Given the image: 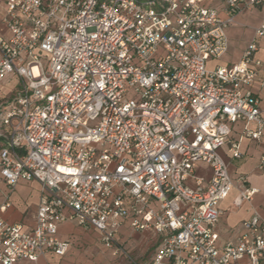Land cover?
Here are the masks:
<instances>
[{"label":"built area","instance_id":"built-area-1","mask_svg":"<svg viewBox=\"0 0 264 264\" xmlns=\"http://www.w3.org/2000/svg\"><path fill=\"white\" fill-rule=\"evenodd\" d=\"M207 1L3 0L0 84H20L0 106V183L39 189L29 230L3 219L10 192L0 201V264L65 256L66 222L109 249L123 227L153 233L148 264H264L257 213L234 244L219 248L216 232L232 191L235 208L258 192L244 177L234 184L220 151L239 160L242 140L264 139V95L247 89H264V0ZM256 8L262 21L240 60L211 65L227 52L226 29Z\"/></svg>","mask_w":264,"mask_h":264},{"label":"crops","instance_id":"crops-1","mask_svg":"<svg viewBox=\"0 0 264 264\" xmlns=\"http://www.w3.org/2000/svg\"><path fill=\"white\" fill-rule=\"evenodd\" d=\"M205 5L218 10L221 9V4L214 0H208ZM3 7L4 2L2 0L0 4V16L3 13ZM261 21L262 11L257 8L238 15L235 19V24L226 29V36L228 40L227 52L216 63L211 62L210 64L223 66H232L236 64L240 60L243 51L253 38L254 29L260 25ZM241 27H249L250 31L245 32V30ZM3 34H5V31L0 25V35ZM229 55H232V57L234 56L233 60L228 59ZM255 58L262 62L263 66L259 71V78L264 79V41H260L259 49L255 54ZM13 78L14 77H7L3 82L6 81L7 83L8 81L13 80ZM247 89L255 96L264 95V89H261L259 87V83L257 82L247 87ZM242 127V124L239 123L232 126V139H236L238 137ZM240 151L242 153V157L239 160L231 159L225 148L221 149L220 152L223 159L228 164L229 174L234 184H237V178L244 177L246 179V186L257 189L258 192L252 197V200L249 203L243 202L238 208L232 206V199L236 195L235 191H232L228 198L219 204L221 216L216 227V232L218 234L217 246L219 248L236 242V239L242 233V222L248 219L253 212L257 213L260 219L264 221V167L260 168V160L264 157V139L260 143L242 140L240 144ZM196 173L197 175L202 176L205 181L209 179V169L205 165H198ZM33 188H35L34 193L30 192L32 194H26L31 195L30 198L29 196L24 197L23 199L18 197V191L24 189L29 192ZM38 189L39 186L36 182L19 181L11 191L8 190L4 183H0V201L4 195L10 192L9 198L11 202V207L2 215L3 219L9 223H20L24 229H31L34 225ZM12 195L13 197L11 198ZM60 227L61 226L58 228V237L60 239L69 238L67 236H62L60 233ZM126 230L132 232L129 228L123 227L119 234ZM157 244L158 239L156 241V247ZM63 257L57 258L49 256L41 258L36 264H59ZM150 260L151 258L149 261ZM16 264L33 263L19 262ZM238 264H249V261L247 259H243Z\"/></svg>","mask_w":264,"mask_h":264},{"label":"rangeland","instance_id":"rangeland-1","mask_svg":"<svg viewBox=\"0 0 264 264\" xmlns=\"http://www.w3.org/2000/svg\"><path fill=\"white\" fill-rule=\"evenodd\" d=\"M245 32L250 31L249 27H241ZM234 56L229 55L230 60ZM19 80L13 78L6 83L0 84V106L11 101L19 89ZM35 188L21 190L17 192L19 198L31 195ZM30 193V194H32ZM13 195L11 196V198ZM60 233L62 236L69 237L72 245L66 255L60 260L59 264H147L156 247V236L151 232L122 231L118 234L117 247L105 248L96 233L83 230L73 222H66L61 225Z\"/></svg>","mask_w":264,"mask_h":264},{"label":"trees","instance_id":"trees-1","mask_svg":"<svg viewBox=\"0 0 264 264\" xmlns=\"http://www.w3.org/2000/svg\"><path fill=\"white\" fill-rule=\"evenodd\" d=\"M4 145V140L3 138L0 137V147H2Z\"/></svg>","mask_w":264,"mask_h":264}]
</instances>
